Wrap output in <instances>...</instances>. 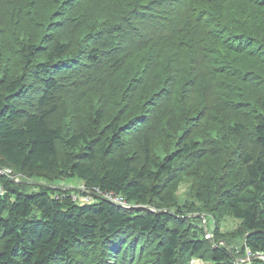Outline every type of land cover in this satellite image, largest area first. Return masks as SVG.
I'll return each instance as SVG.
<instances>
[{
    "label": "trees",
    "instance_id": "trees-1",
    "mask_svg": "<svg viewBox=\"0 0 264 264\" xmlns=\"http://www.w3.org/2000/svg\"><path fill=\"white\" fill-rule=\"evenodd\" d=\"M0 167V264H236L185 177L264 254V0H0Z\"/></svg>",
    "mask_w": 264,
    "mask_h": 264
},
{
    "label": "rangeland",
    "instance_id": "rangeland-1",
    "mask_svg": "<svg viewBox=\"0 0 264 264\" xmlns=\"http://www.w3.org/2000/svg\"><path fill=\"white\" fill-rule=\"evenodd\" d=\"M0 171H7L0 167ZM8 176V175H7ZM11 179L13 177L12 173L9 174ZM16 180L20 183L30 184L33 186H38L40 184H45L43 179L39 178H28L24 175L16 174ZM44 181V182H42ZM55 185L63 186L66 189L72 190L73 194L76 196V201L82 203L84 200L85 192L88 191L86 186L80 181L79 178L69 177L63 178L61 180H56ZM194 183L191 179L185 177L179 183L176 189V196L180 208H183L186 212V216L189 218H200V221H197L195 225L197 228L201 229L200 233H203L204 236L208 237V240L212 246H216L219 243L220 245H226L230 252L234 251V262L236 264H252L255 258H251L253 255L249 250L246 253L243 251L244 237L236 234L239 229V221L231 217L229 214L225 215L221 220L214 218V214L207 212L203 207L204 203L200 198L195 195ZM31 188H29L31 190ZM186 204H189V207H186ZM152 210H155L154 208ZM175 211V210H174ZM217 241V242H216ZM264 259V257H258ZM211 259L207 257V253H198L191 257L190 264H211ZM143 261H140L142 264ZM136 264V262H135Z\"/></svg>",
    "mask_w": 264,
    "mask_h": 264
},
{
    "label": "built area",
    "instance_id": "built-area-1",
    "mask_svg": "<svg viewBox=\"0 0 264 264\" xmlns=\"http://www.w3.org/2000/svg\"><path fill=\"white\" fill-rule=\"evenodd\" d=\"M2 169L7 170V171H5V172L4 171H0V175L6 174V175L9 176V174L11 173L10 170L7 169V168H2ZM87 190L88 191L85 192L86 194L84 196V200H83L84 202H91L94 199V195L95 194L101 193L98 190H89V189H87ZM0 192L2 193V186L1 185H0ZM102 195H103V197L110 199L111 201H113L114 203H116V204H118V205H120L122 207H127V208L130 207V204H128L126 202V200H124L121 197L113 196V194L112 195L111 194H102Z\"/></svg>",
    "mask_w": 264,
    "mask_h": 264
},
{
    "label": "water",
    "instance_id": "water-1",
    "mask_svg": "<svg viewBox=\"0 0 264 264\" xmlns=\"http://www.w3.org/2000/svg\"><path fill=\"white\" fill-rule=\"evenodd\" d=\"M10 172H11L12 175H13V177H12V181H14V182H18V181L16 180V173H15L14 171H12V170H10ZM217 247H219V243H218V245H216V246H212L213 249H216ZM258 257H264V254H262V253H255V254H253V255L251 256L252 259H253V258H258Z\"/></svg>",
    "mask_w": 264,
    "mask_h": 264
},
{
    "label": "bare ground",
    "instance_id": "bare-ground-1",
    "mask_svg": "<svg viewBox=\"0 0 264 264\" xmlns=\"http://www.w3.org/2000/svg\"><path fill=\"white\" fill-rule=\"evenodd\" d=\"M43 23V22H42ZM51 23V22H50ZM100 23V22H99ZM49 25V24H48ZM46 103V102H45ZM53 107V106H52ZM72 108V107H71ZM72 111V110H71ZM68 117V116H67ZM71 119V118H70ZM67 120V119H66ZM110 123V122H109ZM123 124V123H122ZM67 125V124H66ZM107 125V124H106ZM68 126V125H67ZM102 127H104V126H102ZM117 127H118V125H117ZM68 131H69V129H68ZM65 133H67V132H65ZM213 136V135H212ZM214 137V136H213ZM231 138H232V135H231ZM198 141V140H197ZM74 146V145H73ZM176 147V146H175ZM182 148V147H181ZM256 177V176H255ZM257 177H258V175H257ZM258 183V182H257ZM257 185V184H256ZM259 186V185H258ZM87 189V188H86ZM248 191V190H247ZM250 191V190H249ZM263 191V190H262ZM261 191V192H262ZM119 192V191H118ZM244 192V191H243ZM60 193V192H59ZM248 193V192H247ZM253 194V193H252ZM242 195V194H241ZM248 196H249V194H247ZM260 197V196H259ZM241 198V197H240ZM248 199V198H247ZM69 200V199H68ZM258 206H259V204H258ZM263 206H264V204H263ZM246 210H248V209H246ZM39 211V210H38ZM37 212V211H36ZM217 242V241H216ZM174 250V249H173ZM262 251V250H261ZM70 256V255H69ZM236 257V256H235Z\"/></svg>",
    "mask_w": 264,
    "mask_h": 264
}]
</instances>
